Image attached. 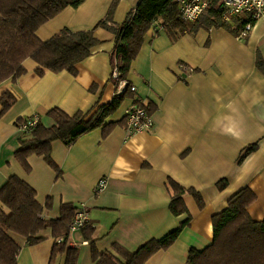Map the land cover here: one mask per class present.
I'll return each mask as SVG.
<instances>
[{
  "label": "crops",
  "instance_id": "0c3cea01",
  "mask_svg": "<svg viewBox=\"0 0 264 264\" xmlns=\"http://www.w3.org/2000/svg\"><path fill=\"white\" fill-rule=\"evenodd\" d=\"M140 0H121L114 22L123 23ZM113 0H86L79 8H67L37 31L48 41L62 29L91 30L106 17ZM102 42L93 55L77 66V75L45 70L40 77L37 63L26 60L27 73L16 81L0 84L1 99L10 94L16 103L0 118V189L12 177L27 182L44 205L52 197L46 218L60 216L62 203L86 206L95 233L91 241L99 252L120 244L137 251L152 239H162L189 221L171 248L155 254L148 264H188L189 251H203L214 240L213 217L223 212L232 196L244 188L257 195L249 208L255 221H264V20L255 23L245 39L223 28L200 30L174 40L164 30L152 29L132 64L127 82L137 90V99L155 107L154 127L127 137L126 126H116L107 137L97 129L71 146L53 144L52 158L62 171L59 177L43 157L32 156L31 171L15 159L24 131L19 119L38 117L53 125L47 113L60 108L69 115L89 112L109 104L116 95L115 36L97 29ZM193 70L185 73L181 65ZM127 100L110 121H119L131 107ZM258 144V150L239 164L242 151ZM169 179L194 188L204 201L201 210L185 195L188 214L175 217L169 210ZM106 188L98 192V184ZM228 181L225 190L217 184ZM3 204L0 201V209ZM34 246L24 242L18 264H51L55 240ZM74 243H85L78 264H95L91 241L82 231L72 235ZM67 247H72L68 246ZM59 255L54 264H64Z\"/></svg>",
  "mask_w": 264,
  "mask_h": 264
},
{
  "label": "trees",
  "instance_id": "16d2710c",
  "mask_svg": "<svg viewBox=\"0 0 264 264\" xmlns=\"http://www.w3.org/2000/svg\"><path fill=\"white\" fill-rule=\"evenodd\" d=\"M86 0H0V84L12 79L18 80L27 71L26 60H33L38 65L37 75L43 77L45 70L53 73L68 72L77 75V66L93 55L94 49L101 45L95 36L97 29H105L115 36L114 56L118 79H113L119 86L122 80L127 81L132 64L138 57L147 34L154 29L158 35L164 30L174 40L187 34L196 35L200 30L223 28L235 37L248 23L246 19L235 20L228 24L220 20L216 9L210 8L198 21L187 22L179 15L175 0H140L129 13L126 20L118 24L114 22V13L121 0H113L108 14L91 30L72 31L62 29L48 41H42L37 31L55 19L67 8H79ZM257 66L264 70V62L258 55ZM181 66H184L181 65ZM128 89L113 97L109 104L95 107L89 112H78L69 115L60 108H53L47 118L53 125L48 127L41 120L38 125L24 132L20 147L15 152V159L31 171L29 158L43 157L47 164L62 176L61 169L52 158L53 144L61 141L71 146L81 137L94 130L102 129L103 137H107L118 125L127 124V115L119 121H110L120 111L127 100L140 105V99ZM3 111L5 115L16 100L10 94L3 95ZM132 103V104H133ZM155 107L149 103V112ZM27 119H19L21 126ZM258 150V144L245 148L239 158V164ZM167 190L170 194L169 210L175 217L188 214L185 195H191L199 208L205 207L202 195L194 188H185L169 179ZM223 191L228 186L227 180L217 184ZM0 264H18V257L23 248L16 237L24 239L27 246H34L46 240L42 235L51 232L55 240L51 264L59 255H65L64 264H78L79 251L67 247V239L71 224L78 207L71 203H62L60 216L56 219L46 218L45 212L52 209L53 199L49 197L44 205L37 200V192L27 182L12 176L0 189ZM257 201V195L249 188H244L228 201L227 208L213 217V243L198 251H189L188 264H264V221H255L249 214V208ZM189 221L162 239H152L137 251H129L120 244H114L112 251L99 252L95 241H91L95 228L89 222L83 229L84 238L91 241L92 259L95 264H148L158 252L166 251L178 240ZM64 239L59 243L58 240Z\"/></svg>",
  "mask_w": 264,
  "mask_h": 264
},
{
  "label": "built area",
  "instance_id": "2783aa9c",
  "mask_svg": "<svg viewBox=\"0 0 264 264\" xmlns=\"http://www.w3.org/2000/svg\"><path fill=\"white\" fill-rule=\"evenodd\" d=\"M178 6L180 17L187 22L198 21L210 8L218 11L220 20L232 24L235 20L246 19L248 23L239 33V39L247 38L252 32L254 25L259 20H264V0H175ZM185 73H191L193 70L187 66H181ZM118 69H113L112 78L118 79ZM128 82L122 80L117 87V93H123L128 89ZM132 92H137L134 86L130 87ZM126 132L127 137L142 131H150L154 127L153 115L149 112L148 102L140 99V105L134 103L128 109L127 113ZM40 119L38 117L28 119L20 126L24 132L34 129ZM107 185L106 180H101L98 184V192H102ZM90 222L89 212L86 206H80L77 210L76 216L71 224L70 233L67 239V245L73 248L80 249L82 246L88 244L74 243L71 237L74 233L82 231V229ZM64 239L58 240L59 243Z\"/></svg>",
  "mask_w": 264,
  "mask_h": 264
},
{
  "label": "rangeland",
  "instance_id": "374dc122",
  "mask_svg": "<svg viewBox=\"0 0 264 264\" xmlns=\"http://www.w3.org/2000/svg\"><path fill=\"white\" fill-rule=\"evenodd\" d=\"M16 239H17L19 242H24V239H23V238L16 237Z\"/></svg>",
  "mask_w": 264,
  "mask_h": 264
}]
</instances>
